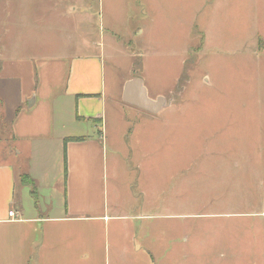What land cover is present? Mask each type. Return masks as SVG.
Listing matches in <instances>:
<instances>
[{
  "label": "rangeland",
  "instance_id": "1",
  "mask_svg": "<svg viewBox=\"0 0 264 264\" xmlns=\"http://www.w3.org/2000/svg\"><path fill=\"white\" fill-rule=\"evenodd\" d=\"M85 9L91 23L76 26ZM57 54H83L104 69L97 129L74 121L73 100L60 119L66 136L103 135L106 215L134 209L152 217L146 223L173 224L179 264H264V0H0V66ZM134 78L150 99H165L159 113L122 102ZM13 91L0 80V161L12 158L19 174L13 210L24 211L20 219L35 216V206L60 216L62 144L32 158L30 144L15 145ZM119 223L109 222L108 253L105 224L83 222V232H100L103 263L113 264ZM15 227L0 225V264H11L1 235Z\"/></svg>",
  "mask_w": 264,
  "mask_h": 264
},
{
  "label": "crops",
  "instance_id": "2",
  "mask_svg": "<svg viewBox=\"0 0 264 264\" xmlns=\"http://www.w3.org/2000/svg\"><path fill=\"white\" fill-rule=\"evenodd\" d=\"M91 20V12L85 9L74 22L77 26L83 21L90 24ZM86 46L85 43V50ZM103 73L102 65L95 58L83 54L80 57L65 54L7 57L1 62L0 80L15 89L13 93L8 92L11 95L9 101H14L16 105L9 122L15 145L30 144L32 158L35 150L45 153L54 142L62 144L63 148L66 138H85L81 142L66 144L65 206L60 216H43L42 210L35 206V216L20 219L19 215L24 211L13 210L18 206L15 191L19 174L12 158L0 161V225L18 226L1 235L11 255V264H83L87 253L91 264H107V257L103 263V250L107 252L108 248L109 253L108 225L111 220L120 222L111 232L113 264H179L183 259V250L175 240L177 231L173 224L146 223L152 217L142 212L135 215L134 209L128 215H106L105 199L103 193L101 195L106 164L103 135L100 136L97 131L95 134L91 128L90 134L66 136L64 122L60 119V113H65L66 100H73L75 122L84 125L95 123L97 129L98 122L103 120ZM60 98L64 102L57 104ZM58 126L60 129H57ZM9 211L16 214L18 221H9ZM165 218L174 220L175 216ZM83 222L105 224L107 239L103 250L100 246V251L97 249L100 232L99 236L92 228L83 232ZM119 226L122 230H118ZM104 234L103 230V243ZM120 234L123 236L119 237ZM94 246L96 249L93 252Z\"/></svg>",
  "mask_w": 264,
  "mask_h": 264
},
{
  "label": "water",
  "instance_id": "3",
  "mask_svg": "<svg viewBox=\"0 0 264 264\" xmlns=\"http://www.w3.org/2000/svg\"><path fill=\"white\" fill-rule=\"evenodd\" d=\"M122 102L129 106L136 107L149 114H157L165 107L166 101L162 97L151 100L139 78L127 81L121 93Z\"/></svg>",
  "mask_w": 264,
  "mask_h": 264
},
{
  "label": "trees",
  "instance_id": "4",
  "mask_svg": "<svg viewBox=\"0 0 264 264\" xmlns=\"http://www.w3.org/2000/svg\"><path fill=\"white\" fill-rule=\"evenodd\" d=\"M85 138H66L63 140V148H62V155H63V176L64 180H66V173H67V168H66V144L69 142H81L84 141ZM27 177V176H23ZM29 184V183H26Z\"/></svg>",
  "mask_w": 264,
  "mask_h": 264
},
{
  "label": "built area",
  "instance_id": "5",
  "mask_svg": "<svg viewBox=\"0 0 264 264\" xmlns=\"http://www.w3.org/2000/svg\"><path fill=\"white\" fill-rule=\"evenodd\" d=\"M9 221H18L16 214L13 211H9L7 214Z\"/></svg>",
  "mask_w": 264,
  "mask_h": 264
}]
</instances>
